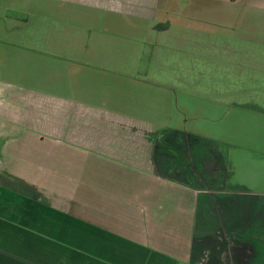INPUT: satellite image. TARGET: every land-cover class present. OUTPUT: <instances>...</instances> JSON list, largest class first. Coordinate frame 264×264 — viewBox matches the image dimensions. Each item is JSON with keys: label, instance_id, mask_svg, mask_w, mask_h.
I'll return each mask as SVG.
<instances>
[{"label": "crops", "instance_id": "obj_1", "mask_svg": "<svg viewBox=\"0 0 264 264\" xmlns=\"http://www.w3.org/2000/svg\"><path fill=\"white\" fill-rule=\"evenodd\" d=\"M162 1L175 0L103 8L147 20ZM220 2L264 8V0H192L191 12ZM199 18L197 28L214 22ZM125 90L97 101L103 107L68 101L63 122L0 116V264H264V192L236 176L233 147L154 122L151 92ZM46 168L49 186L39 176Z\"/></svg>", "mask_w": 264, "mask_h": 264}, {"label": "rangeland", "instance_id": "obj_2", "mask_svg": "<svg viewBox=\"0 0 264 264\" xmlns=\"http://www.w3.org/2000/svg\"><path fill=\"white\" fill-rule=\"evenodd\" d=\"M98 1L101 9L94 0H0V116L63 122L68 101L103 107L111 91L146 88V117L228 142L236 176L264 192V8L220 2L195 16L192 0L162 1L160 14L141 20ZM199 17L214 22L197 28ZM47 169L39 176L49 186Z\"/></svg>", "mask_w": 264, "mask_h": 264}]
</instances>
